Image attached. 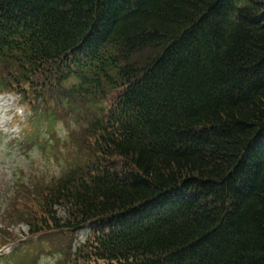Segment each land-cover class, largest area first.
I'll return each instance as SVG.
<instances>
[{"label":"trees","instance_id":"trees-1","mask_svg":"<svg viewBox=\"0 0 264 264\" xmlns=\"http://www.w3.org/2000/svg\"><path fill=\"white\" fill-rule=\"evenodd\" d=\"M1 93L32 112L24 152L76 123L1 235L89 227L62 264H264V0H0Z\"/></svg>","mask_w":264,"mask_h":264},{"label":"rangeland","instance_id":"rangeland-1","mask_svg":"<svg viewBox=\"0 0 264 264\" xmlns=\"http://www.w3.org/2000/svg\"><path fill=\"white\" fill-rule=\"evenodd\" d=\"M2 97L3 99H0V225L3 224L1 209L4 204L2 205V203L8 201L14 194L16 185L27 184L34 177H42L47 181L60 176L62 167L74 155L72 145L64 140H66L68 131L76 128L74 118L68 116L69 127H66L63 121H58L55 125V135L61 140L59 143L51 141V136L44 132L49 140V147L53 150L52 155L44 154L38 148H34L28 153L24 152L19 149L18 145L11 144V142L14 139H21L22 125L31 116V113L21 106L18 97ZM46 127L47 123L44 122L43 129L45 130ZM56 211L58 217H64L63 209L57 208ZM13 226L16 227L11 232L13 237H20L22 241L28 240L26 226ZM88 231L89 228L80 231L72 243L68 242L65 235H62L61 238L56 236L60 239L51 238V249L40 253L35 264H62L61 260L73 252L77 245L83 243ZM14 244L17 245V243ZM13 249V245H10V248L5 247L1 250V255L7 256ZM18 252L20 253V251ZM65 261L66 264H69L67 260Z\"/></svg>","mask_w":264,"mask_h":264},{"label":"bare ground","instance_id":"bare-ground-1","mask_svg":"<svg viewBox=\"0 0 264 264\" xmlns=\"http://www.w3.org/2000/svg\"><path fill=\"white\" fill-rule=\"evenodd\" d=\"M2 109V108H1Z\"/></svg>","mask_w":264,"mask_h":264}]
</instances>
